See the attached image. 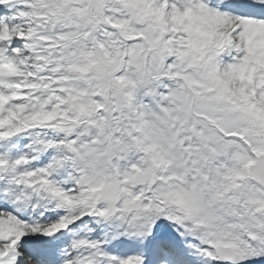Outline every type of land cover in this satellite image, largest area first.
<instances>
[{"label":"snow or ice","instance_id":"obj_1","mask_svg":"<svg viewBox=\"0 0 264 264\" xmlns=\"http://www.w3.org/2000/svg\"><path fill=\"white\" fill-rule=\"evenodd\" d=\"M0 264H264V0H0Z\"/></svg>","mask_w":264,"mask_h":264}]
</instances>
